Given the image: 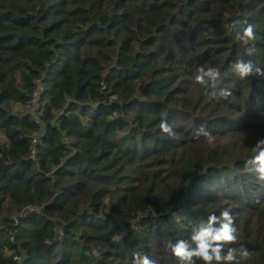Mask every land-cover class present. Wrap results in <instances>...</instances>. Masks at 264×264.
Here are the masks:
<instances>
[{
    "label": "trees",
    "instance_id": "16d2710c",
    "mask_svg": "<svg viewBox=\"0 0 264 264\" xmlns=\"http://www.w3.org/2000/svg\"><path fill=\"white\" fill-rule=\"evenodd\" d=\"M237 60L264 69V0H0V264H180L168 242L196 248L225 209L239 239L222 254L264 264V182L245 163L264 77L241 80Z\"/></svg>",
    "mask_w": 264,
    "mask_h": 264
},
{
    "label": "clouds",
    "instance_id": "9594fccd",
    "mask_svg": "<svg viewBox=\"0 0 264 264\" xmlns=\"http://www.w3.org/2000/svg\"><path fill=\"white\" fill-rule=\"evenodd\" d=\"M238 22H233L230 26L233 29L237 27ZM237 40L243 42L244 45H248L255 40V31L251 25L243 30V33H237ZM255 49L247 48L249 55L254 53ZM232 70L239 76L241 80H245L253 75L264 77V69L254 67L251 61L237 60L231 65ZM221 78V72L218 68H207L203 66L197 70L195 76L196 83L206 84L209 81L212 82L213 88L216 87V81ZM232 96V92L226 88H221L219 91H213L210 94V98L215 101L221 99H228ZM159 128L162 134L168 136H175L174 125L167 119L161 120ZM197 136H203L208 141H212L214 137L212 133L201 127L197 130ZM246 166L255 165V172L259 181L264 182V137L259 138L256 141L255 146L252 149V156L245 161ZM220 225L219 229L214 226ZM207 228H202L200 231L193 229L191 235V241L196 244V248H192L191 244L187 240H178L175 243L168 242V249L171 254L175 256L180 264H197V259L202 260L204 264H212L215 260L217 264H242V261L250 260L253 253L250 252L245 246L241 245L239 248L229 246L227 253L222 254L225 245L236 244L239 239V230L235 226V218L232 216L229 209H225L221 212L220 217L214 214L210 215L207 220ZM213 244L216 246L213 247ZM93 255L99 256L100 253L93 250ZM134 264H156L154 260L149 259L147 256L139 257L135 256Z\"/></svg>",
    "mask_w": 264,
    "mask_h": 264
},
{
    "label": "built area",
    "instance_id": "2783aa9c",
    "mask_svg": "<svg viewBox=\"0 0 264 264\" xmlns=\"http://www.w3.org/2000/svg\"><path fill=\"white\" fill-rule=\"evenodd\" d=\"M44 90H45L44 86L42 84H39L38 87H37V91H36V93L33 96L34 101H33L32 105H31L32 109H34V106H36V108H38L39 103H40L39 98H40V95L44 93ZM61 115H62V113H61ZM64 144L68 145L66 140H65ZM33 159L35 160L34 157H33ZM29 212L41 214V210H37V209H30Z\"/></svg>",
    "mask_w": 264,
    "mask_h": 264
},
{
    "label": "rangeland",
    "instance_id": "374dc122",
    "mask_svg": "<svg viewBox=\"0 0 264 264\" xmlns=\"http://www.w3.org/2000/svg\"><path fill=\"white\" fill-rule=\"evenodd\" d=\"M35 108H36V106H34V109H32V108L29 109V111H28L29 115H33V117H37V114H36L37 111L35 110ZM132 227H134V225ZM0 229H3V227H1Z\"/></svg>",
    "mask_w": 264,
    "mask_h": 264
}]
</instances>
